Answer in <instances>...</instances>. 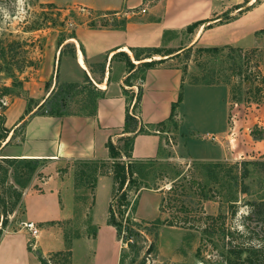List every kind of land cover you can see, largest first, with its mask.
<instances>
[{
  "label": "rangeland",
  "instance_id": "374dc122",
  "mask_svg": "<svg viewBox=\"0 0 264 264\" xmlns=\"http://www.w3.org/2000/svg\"><path fill=\"white\" fill-rule=\"evenodd\" d=\"M74 1L0 0V85L11 87L10 94L2 99L7 105L6 127L11 126V120L20 110L16 103L32 109L36 101L38 104L48 99L47 105L38 111L46 113L55 101V94L65 96L67 113L94 110L101 94L95 82L92 85L84 80L79 83L86 86L76 88L72 94L65 93L63 83H72L79 75L73 67V48L63 42L88 20L92 28H102L122 26L126 18L122 14L117 18L115 11L95 13ZM253 7L264 11V0H241L240 5L232 6V11L240 14ZM255 14L256 10L247 18L248 23L253 22ZM258 28L254 36L237 40L238 44L211 46L218 47V51L204 50L206 46L201 42L189 45L193 40L189 34L174 48H182L173 59L181 65L186 77L180 104L182 115L170 119L169 158L136 164L135 177L141 182L142 192H137L135 186H125L131 201L129 210L136 209V213L129 211L130 214L137 221H153L157 226L144 221L143 226L134 224L138 235L132 236L131 245L119 240V264H227L231 248L260 247L264 240V217L256 211L260 209L258 204L264 202V139L261 138L264 136L261 132L264 131V22ZM223 29L226 28L215 31ZM88 62L91 75L100 82L106 57L97 56ZM121 62H125L122 57L115 59L114 69ZM19 66H23L22 71ZM142 74L134 72L131 78L136 85L135 95L142 88ZM23 127L14 131L11 126L13 133L0 141V165L7 170L8 181L19 191L23 190L24 196L26 188L42 181L36 173L48 163L37 160V171L28 174L25 160L16 159L11 164L1 160L17 158L8 156L7 149L22 140ZM123 144V140L118 142L120 146ZM122 160L129 162L130 158L123 156ZM70 168L76 172L78 184L92 189L99 175L112 173V163L104 160L68 162L57 169L63 176ZM3 187L6 189L8 185ZM109 193L108 188L99 191L98 211L107 208ZM164 197L167 202L159 210ZM22 205L21 201V207L10 215L7 226L2 228L0 223L1 237L22 230ZM125 225L124 220L123 236L127 235ZM44 227L41 237L46 248L53 252L44 255L41 248H34L35 238L31 236L32 252L49 257L51 264H91L97 243L89 240L85 244L73 238L82 234L95 237L96 228H79L67 221ZM104 246L105 251L98 254L99 263L106 264L109 257L108 264L111 259L114 263L117 250L112 239L106 240ZM3 247L0 243V263ZM61 249L71 250L72 257L65 253L54 255Z\"/></svg>",
  "mask_w": 264,
  "mask_h": 264
},
{
  "label": "crops",
  "instance_id": "0c3cea01",
  "mask_svg": "<svg viewBox=\"0 0 264 264\" xmlns=\"http://www.w3.org/2000/svg\"><path fill=\"white\" fill-rule=\"evenodd\" d=\"M153 2L155 4L151 5ZM73 3L80 4L95 13L115 11L113 14L118 15L117 18H120L121 14L126 18L122 26L102 28H92L88 20L75 28L76 37L71 35L63 42L75 45L73 67L79 78L73 82H84L89 76L99 90L104 92V96L96 102L95 115L90 113L63 116L35 114L45 99L38 104L36 101L31 110L24 103H16L20 110L10 124L15 131L24 123L23 137L14 147L7 149V154L17 158L42 159L48 163L36 173L42 181H35L32 186L26 188L22 199L23 221L35 222L40 228L34 248H41L44 255L53 252L46 248L41 237L43 230L46 229L44 225H51L56 221H67L72 222L75 227L97 229L95 237L90 238V235L82 234L73 238V241L85 244L89 240L97 243L98 249L91 259V264H100L98 254L100 251H105L106 240L110 239H112L113 248L116 246L117 250L115 262L112 263L111 259L110 264H119V239L115 227L108 224V211L115 188L112 173L99 175L92 189L86 184L77 183L74 169L70 168L63 176H60L57 169L62 164L74 161L104 160L110 164L113 159L110 157L108 141L111 140L118 145L123 136L131 135L124 132L129 105L124 87L133 92L136 85L131 87L125 85L124 80L128 75L126 63L121 62L116 66L117 69H114L112 64L115 60L111 61L112 55L119 51H126L135 63H139L134 59L131 47L178 48L187 34L193 36L189 45L195 42H201L206 47L238 44L240 39L248 35L254 36L259 29L258 25L264 22V11L259 7H253L252 10L249 9L240 14L237 11L233 12L232 6L240 5L241 0H159L157 2L155 0H75ZM143 8L146 9L145 12L142 11ZM229 9H231L228 13L230 19L220 24L219 20L225 17L222 14ZM254 10H256L255 18L252 23H248L247 18L250 14L253 15ZM201 20L207 22L197 27L194 32L187 31L190 24ZM218 28L226 29L216 32ZM97 56L106 57L100 82L94 79L88 68V60ZM142 75L143 96L137 114L139 126L144 127L145 131L135 136L130 160L148 162L168 159L169 137L167 135L172 133L170 115L173 104L182 95L185 72L181 65L170 58L161 65L148 69ZM228 103L227 101V106ZM180 104L181 102L175 111L177 118L182 115ZM27 110H29L28 113ZM226 112L228 114V109ZM161 122L165 123L162 129L158 127ZM106 188L110 190L107 196V208L98 211L97 196L99 191H104ZM0 239L5 249L0 264L3 262L4 264H40L37 255L28 248L31 239L28 230L8 233ZM111 250L112 246L110 253ZM109 259L110 257L106 264L109 263Z\"/></svg>",
  "mask_w": 264,
  "mask_h": 264
},
{
  "label": "trees",
  "instance_id": "16d2710c",
  "mask_svg": "<svg viewBox=\"0 0 264 264\" xmlns=\"http://www.w3.org/2000/svg\"><path fill=\"white\" fill-rule=\"evenodd\" d=\"M240 8V6L236 7V9ZM230 17L228 15H225L222 19L219 20L220 24L227 22ZM207 21H196L192 24H190L187 28L188 32H194V30L199 27L200 25L204 24ZM264 31V30H263ZM72 37H76L75 34L72 35ZM63 41L59 42V44H62ZM66 45H70L73 48V52L75 51V45L72 43H67ZM130 50L133 53L134 59L136 61H139V63H135L130 56V54L126 51H119L112 55L111 61L117 59L118 57H122V59L125 61L127 65L128 75L126 76L124 83L127 86H133L134 83L131 82V78L133 77L134 72L139 71L140 73L146 72L148 69L155 68L162 63H164L166 60L173 58L181 53L182 48L174 49V48H166V47H131ZM206 51H218V47H205ZM162 56L160 59H154V56ZM149 59V60H148ZM105 67V66H104ZM20 71H22L23 66L18 67ZM104 71V68L102 69ZM20 84L22 81H18ZM87 84H92L93 81L89 76L86 78ZM85 83V84H86ZM63 86L66 88L65 93L67 95L72 94V92L79 87L86 86L84 83L79 82H72V83H63ZM97 88V87H96ZM11 87L7 85H0V141L6 140L12 130L5 126L6 123V115L5 110L7 109V105L2 100L5 98L8 94H10ZM101 94L99 96L103 97L104 92L101 91ZM124 92L128 96L129 105L127 106L126 111V119H125V127L124 132L131 133V135H126L121 138V140L124 141L123 146L115 145L113 141H108V148L110 152V157L113 159L112 162V173L115 183L114 188V195L113 200L110 204L109 211H108V224L115 227L117 236L119 240L127 241L128 244L131 245V239L132 236L138 235V231L133 229V225L138 224V226H143L142 223L145 222V224H153L157 226L153 221H146L141 220L137 221L133 215L130 214L136 213V209L134 207H131V201L129 199V194L126 187L135 186L136 191H140L142 188L141 182L137 177H135V167H137V163L135 161L130 160L129 162H125L122 160L123 156H126L128 158H131L133 146H134V140L135 136L139 133H142L145 131L144 127L139 126V118L137 114V110L140 107V103L143 96V88H140V93L138 95H135L134 92H131L130 89H127L124 87ZM131 92V94H130ZM53 93V92H52ZM52 93L49 95V97L52 95ZM55 101L53 104H50L46 113L50 115H56V116H63L65 114H75L74 112L67 113L64 111L65 107V96H62L61 94L57 95L55 94ZM61 97V98H60ZM51 100V99H50ZM135 100V101H134ZM182 101V95H180L178 101L173 104L172 112L170 115V119H173L176 115V107L177 105ZM48 99L41 104L39 109L35 111V114L39 113L38 111L40 109H43L47 104ZM134 102V103H133ZM133 103V108L131 110V105ZM96 105L94 110L90 113L91 115L96 114ZM31 110V109H29ZM27 110V113L29 112ZM45 113V112H43ZM24 125V123L22 124ZM165 125L164 122H161L158 124L159 128H163ZM262 135L264 134V131H261ZM14 138V135H12L10 141ZM264 139V136L261 137ZM6 142V144H8ZM25 160L27 172L28 174H32L35 171H37V160L42 159H26V158H10V157H3L1 160L6 164H11L14 160ZM4 170L2 173L3 175H0V223L2 224V228L8 225L9 223V217L11 214H13L17 208L21 207V201L23 199V190L19 191L17 187L8 181L7 177V170L3 165H0V174L1 171ZM8 185V187L5 189L3 186ZM1 186L4 188V190H1ZM22 187L25 188V186ZM166 197L162 198L161 200V206L159 207V210H163V207L166 204ZM260 209H258L256 212L259 216L264 217V202L261 204H258ZM130 211V212H129ZM24 212V211H23ZM129 212L128 216L127 213ZM124 220L126 221L125 230L127 232L126 236H123V230H124ZM144 221V222H143ZM164 221V220H162ZM172 225V224H170ZM146 227V226H145ZM2 228L0 229V238L2 235ZM137 232V233H136ZM30 250V246L28 247ZM231 257L227 261V264H264V240H262V243L260 247H242V248H231L229 250ZM67 254L68 257H72L71 250L64 251L59 250L54 253V255H61V254ZM38 259L40 260V264H51V259L43 254L39 253L37 254Z\"/></svg>",
  "mask_w": 264,
  "mask_h": 264
},
{
  "label": "built area",
  "instance_id": "2783aa9c",
  "mask_svg": "<svg viewBox=\"0 0 264 264\" xmlns=\"http://www.w3.org/2000/svg\"><path fill=\"white\" fill-rule=\"evenodd\" d=\"M143 12L146 11L145 8L142 9ZM21 229L28 230L30 235L33 236V238L37 239L40 234V228L35 222L31 221H23L21 225ZM35 244V243H34ZM33 244V245H34Z\"/></svg>",
  "mask_w": 264,
  "mask_h": 264
}]
</instances>
